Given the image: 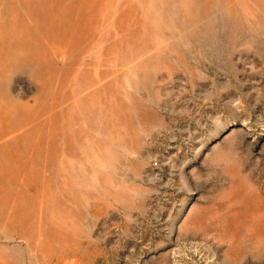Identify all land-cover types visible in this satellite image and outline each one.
<instances>
[{
	"label": "rangeland",
	"instance_id": "1",
	"mask_svg": "<svg viewBox=\"0 0 264 264\" xmlns=\"http://www.w3.org/2000/svg\"><path fill=\"white\" fill-rule=\"evenodd\" d=\"M0 264H264V0H0Z\"/></svg>",
	"mask_w": 264,
	"mask_h": 264
}]
</instances>
